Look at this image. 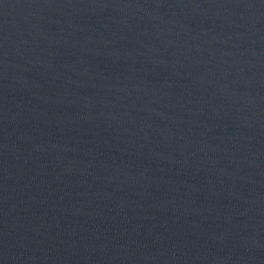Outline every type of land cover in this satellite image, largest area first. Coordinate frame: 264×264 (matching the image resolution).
Segmentation results:
<instances>
[{
    "label": "water",
    "instance_id": "obj_1",
    "mask_svg": "<svg viewBox=\"0 0 264 264\" xmlns=\"http://www.w3.org/2000/svg\"><path fill=\"white\" fill-rule=\"evenodd\" d=\"M0 264H264V0H0Z\"/></svg>",
    "mask_w": 264,
    "mask_h": 264
}]
</instances>
